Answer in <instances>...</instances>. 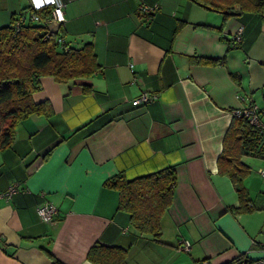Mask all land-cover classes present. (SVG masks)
Here are the masks:
<instances>
[{"label": "crops", "instance_id": "obj_1", "mask_svg": "<svg viewBox=\"0 0 264 264\" xmlns=\"http://www.w3.org/2000/svg\"><path fill=\"white\" fill-rule=\"evenodd\" d=\"M46 1L0 0V27ZM53 1L63 5L65 38L75 47L91 40L100 68L68 82L40 76L32 99H47L52 114L20 119L0 148V192L17 183L0 198V264H96L86 256L95 242L125 248L126 264L264 256V153L242 157L248 211L230 208L237 194L216 165L236 110L257 105L264 122V11L225 17L194 0ZM144 92L154 96L132 104ZM166 166L177 180L156 241L131 225L105 181ZM45 202L57 208L53 222L37 213Z\"/></svg>", "mask_w": 264, "mask_h": 264}, {"label": "trees", "instance_id": "obj_2", "mask_svg": "<svg viewBox=\"0 0 264 264\" xmlns=\"http://www.w3.org/2000/svg\"><path fill=\"white\" fill-rule=\"evenodd\" d=\"M194 1L205 8L219 10L225 17L264 11V0ZM51 8V4L25 7L12 16L8 25L0 27V148L12 144L20 119L32 113L46 117L52 114L47 99L40 102L32 99V93L39 87L40 76L50 75L57 81L68 82L89 77L100 68L91 40L75 47L65 38L60 25L56 30L47 26ZM32 14L36 15V20L31 19ZM235 43L232 37L231 44ZM189 60L202 64L224 62V58L198 55H190ZM88 90L84 87V91ZM263 153V136L259 128L250 123L247 116L233 114L216 158L217 171L230 178L237 194L239 204L230 207L232 210L248 211L252 207L243 184L250 167L242 157ZM176 180L175 170L166 166L132 178L118 172L105 184L118 191V208L128 212L129 221L138 233L160 241L161 218L171 204ZM86 256L96 264H126V249L118 246L95 242ZM52 264L62 263L53 259Z\"/></svg>", "mask_w": 264, "mask_h": 264}, {"label": "built area", "instance_id": "obj_3", "mask_svg": "<svg viewBox=\"0 0 264 264\" xmlns=\"http://www.w3.org/2000/svg\"><path fill=\"white\" fill-rule=\"evenodd\" d=\"M44 4H51V13L50 17L47 19V23L53 26H58L60 25L64 20V11H63V5L60 3H55L53 0H47L46 3ZM43 5V3L40 4H34V8H38L39 6ZM142 11H149L151 10L150 7L142 5L140 7ZM31 19L36 20L37 17L35 14L31 15ZM16 25H18V21L16 22ZM241 33H242V26H238L236 31L233 34L234 40L238 43L241 41ZM61 41V39H60ZM62 42V41H61ZM154 95L153 94H148L146 92L142 93L139 97L134 99L132 101V104L136 105L139 103H144L147 102L150 98H152ZM262 111L257 105H252L250 107H245L242 109H238L235 111L236 115H245L248 117L249 122L255 125L256 127L259 128L262 136H263V147H264V122L261 120V114ZM259 173L264 176V169H260ZM17 183H12L10 184L6 190L0 192V198L5 197L9 198L12 196V194L16 191ZM37 213L40 216L41 219L48 221V222H53L54 217L57 213V208L54 204L50 202H45L42 204H39L37 206ZM190 244L187 240H182L181 243L178 246L179 250H187L189 248ZM264 250V247H263ZM194 264H213L210 260L208 259H202ZM230 264H264V256L261 257H256V258H237L236 260L232 261Z\"/></svg>", "mask_w": 264, "mask_h": 264}, {"label": "rangeland", "instance_id": "obj_4", "mask_svg": "<svg viewBox=\"0 0 264 264\" xmlns=\"http://www.w3.org/2000/svg\"><path fill=\"white\" fill-rule=\"evenodd\" d=\"M260 169H264V167H262V168H259V169H258V172H259V170H260Z\"/></svg>", "mask_w": 264, "mask_h": 264}]
</instances>
